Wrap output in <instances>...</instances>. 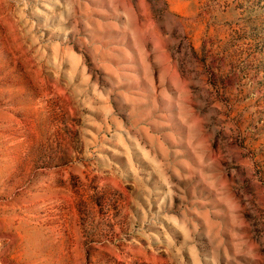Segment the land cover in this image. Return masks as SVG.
Masks as SVG:
<instances>
[{
	"label": "rangeland",
	"instance_id": "374dc122",
	"mask_svg": "<svg viewBox=\"0 0 264 264\" xmlns=\"http://www.w3.org/2000/svg\"><path fill=\"white\" fill-rule=\"evenodd\" d=\"M0 264H264V0H0Z\"/></svg>",
	"mask_w": 264,
	"mask_h": 264
}]
</instances>
